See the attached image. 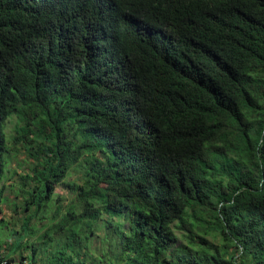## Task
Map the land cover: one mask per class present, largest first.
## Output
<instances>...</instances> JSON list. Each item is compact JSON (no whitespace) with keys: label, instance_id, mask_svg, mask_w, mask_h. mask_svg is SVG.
<instances>
[{"label":"trees","instance_id":"1","mask_svg":"<svg viewBox=\"0 0 264 264\" xmlns=\"http://www.w3.org/2000/svg\"><path fill=\"white\" fill-rule=\"evenodd\" d=\"M11 221L0 264H264V0H0Z\"/></svg>","mask_w":264,"mask_h":264},{"label":"rangeland","instance_id":"2","mask_svg":"<svg viewBox=\"0 0 264 264\" xmlns=\"http://www.w3.org/2000/svg\"><path fill=\"white\" fill-rule=\"evenodd\" d=\"M20 157L23 158L24 156L22 154H20ZM19 157V158H20ZM15 165H16V159L12 162V164H10V170L11 172H15ZM19 170H24V167H21ZM12 178L10 180H12V183H15V181L18 179V175L17 174H11ZM72 180H75L76 179V175L73 174L72 176H69ZM10 178V176H9ZM10 182V181H8ZM8 190H6V193L8 194ZM56 192L57 193H61L63 194V196L65 197H69L70 195V192L69 190L65 187V185H59L57 188H56ZM12 196V195H11ZM20 201V199H18ZM5 207L7 210H5V218H7V220H9L12 216V212L11 210L7 207V205L5 204ZM13 220V219H12ZM15 220H13L14 222ZM11 221V223L8 222L7 225H4V226H0V240L1 238L4 239V240H13L14 239V236L12 235V231L14 229V223ZM19 225V224H18ZM19 255L16 254V260L15 262H18L20 261L21 259V255L20 253H18ZM95 256V255H94ZM94 256H92V261H94ZM10 263V262H8Z\"/></svg>","mask_w":264,"mask_h":264}]
</instances>
